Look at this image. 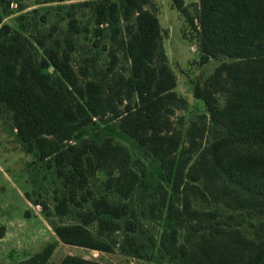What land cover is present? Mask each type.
Masks as SVG:
<instances>
[{
    "label": "trees",
    "instance_id": "16d2710c",
    "mask_svg": "<svg viewBox=\"0 0 264 264\" xmlns=\"http://www.w3.org/2000/svg\"><path fill=\"white\" fill-rule=\"evenodd\" d=\"M173 1L192 22L183 0ZM151 2L86 1L95 33L102 35L104 24L110 28L109 37L129 60L128 73L115 71V47L109 49L104 68L89 60L91 77L80 81L70 63L72 38L56 40V47L39 59L14 44L17 33L0 39V113L10 112L20 140L36 148L39 158L46 159L47 166L53 164L63 178L67 188L55 196V213L64 215L71 205L78 206L75 221L51 222L57 239L18 264H45L58 240L103 251L116 248L161 263L264 264V0H199L202 60L221 54L233 60H222L203 86H195L194 94L203 100L209 118L204 114L200 125L191 123L189 144L178 155L182 133L168 132L167 114L185 98L175 90L176 77L161 46V25ZM70 27L79 30L75 18ZM3 28L8 31L7 24ZM49 65L52 71L45 70ZM81 73L87 74L88 67ZM217 92H226L224 103ZM94 117L100 122L117 119L119 130L159 163L162 180L149 207L153 215L160 207L159 215L167 221L158 238L128 218L135 215L128 198L145 174L144 166H133L128 147L109 135L69 142ZM207 130L213 131V138L203 145ZM96 173L106 175L105 185L118 200L92 196L87 184ZM85 186L79 197L78 190ZM193 198L222 203L240 211L242 219L234 216L235 224L228 220L232 214L219 219L215 212L193 206ZM41 204L49 216L47 202ZM245 216L263 217L254 237L238 227ZM182 229L185 242L178 241ZM58 264L100 263L67 253Z\"/></svg>",
    "mask_w": 264,
    "mask_h": 264
},
{
    "label": "rangeland",
    "instance_id": "374dc122",
    "mask_svg": "<svg viewBox=\"0 0 264 264\" xmlns=\"http://www.w3.org/2000/svg\"><path fill=\"white\" fill-rule=\"evenodd\" d=\"M87 0H0V39L17 33L14 44L21 46L22 52L39 59L46 55V51L56 47V40L72 38L75 42L71 52L70 63L80 81L91 77L92 67L89 60L104 68L110 61L109 49L116 48L118 61L115 66L117 72H129V60L123 51L118 48L116 41L109 37L110 28L104 24L102 35L95 33V26L91 8ZM189 12V17L175 6L173 0H152L150 8L156 13L161 25V46L165 52L166 60L176 77L175 90L185 98V103L175 106L167 116L173 129L182 133L181 144L176 151L180 153L182 147L189 144V130L193 121L201 124L202 116L207 115L203 100L194 94L197 84L203 86L205 80L222 60L231 61L228 56H210L203 61L199 46L200 23L198 20L199 0H183ZM71 18H75L79 28L73 31L70 27ZM8 25V31L3 25ZM100 39L98 44L94 41ZM12 39V38H5ZM63 47L60 46V50ZM88 67V73L81 70ZM52 65L45 70L52 71ZM226 92H217L216 97L220 104L225 102ZM125 102V101H124ZM123 102V103H124ZM108 118L107 116H104ZM95 121L84 128L75 131L69 142H78L82 138L96 136L103 138L111 136L114 141L128 147L132 155V164L136 169L145 167V174H141V181L137 184L132 195L128 198L134 207V221L143 224L147 232H152L158 238L160 231L166 224L164 216H160L155 208L156 215L150 211V202L158 196V183L161 179L159 163L145 150L138 146L117 127V119L100 122ZM213 138V131L207 130L201 144H206ZM200 142V137L198 136ZM198 151L194 153L197 155ZM106 175L96 173L90 175L88 188L92 189V196H107L111 200H118V194L105 185ZM64 188L63 178L58 175L55 166H47L46 159L41 160L37 149H29L20 140L13 125L10 112L0 113V264H18L19 260L40 250L47 242L57 239L51 222H73L77 216L74 213L76 205L64 215H57L54 211L55 196ZM78 190V196L84 189ZM91 196V195H90ZM91 198V197H89ZM90 200V199H89ZM88 201L82 205L87 206ZM41 201L47 202L50 214L47 216L42 210ZM193 206L215 212L219 219L228 218L235 224L236 218L242 219L240 211L231 210L222 203L205 202L200 198L192 199ZM263 217L245 216L244 221L238 225L243 234L254 237L255 227ZM252 221L253 225L248 222ZM90 227L95 229L96 225ZM186 230L178 233V241H184ZM120 232L116 237L120 239ZM185 242V241H184ZM78 254L97 260L100 264H165L160 261L142 259L127 255L118 249L103 251L84 246L69 244L58 240L51 256L45 264H58L65 254ZM175 264V263H170Z\"/></svg>",
    "mask_w": 264,
    "mask_h": 264
},
{
    "label": "water",
    "instance_id": "95a60500",
    "mask_svg": "<svg viewBox=\"0 0 264 264\" xmlns=\"http://www.w3.org/2000/svg\"><path fill=\"white\" fill-rule=\"evenodd\" d=\"M165 264H170V263H165Z\"/></svg>",
    "mask_w": 264,
    "mask_h": 264
}]
</instances>
